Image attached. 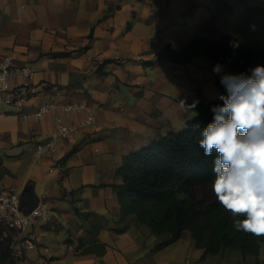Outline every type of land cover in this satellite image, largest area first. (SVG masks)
<instances>
[{"label": "crops", "instance_id": "obj_1", "mask_svg": "<svg viewBox=\"0 0 264 264\" xmlns=\"http://www.w3.org/2000/svg\"><path fill=\"white\" fill-rule=\"evenodd\" d=\"M263 25L264 0H0V60L11 54L15 64L31 66L32 82L42 88L24 110L50 102L96 108V127L80 128L59 142L55 156L37 161L34 147L54 130L56 116L78 124L87 111L51 109L22 118L0 103V180L23 194L45 195L51 205L48 219L23 231L34 236L24 247L26 259L207 264L210 255L189 229L153 250L168 235L154 234L134 214L123 216L114 185L123 182V156L183 129L197 114L182 110L180 100H218L227 92L221 76L244 74L203 55L171 62L160 57L165 45L229 34L257 51L264 49ZM217 63L220 74L213 72Z\"/></svg>", "mask_w": 264, "mask_h": 264}, {"label": "trees", "instance_id": "obj_2", "mask_svg": "<svg viewBox=\"0 0 264 264\" xmlns=\"http://www.w3.org/2000/svg\"><path fill=\"white\" fill-rule=\"evenodd\" d=\"M248 20L253 18L249 16ZM262 29L264 32V25ZM232 40L239 41L238 48L230 46ZM200 55L244 74L251 75V69L264 66V49L252 50L229 34L217 39L196 36L180 48L168 43L160 57L188 63ZM227 94L223 91L224 96ZM219 106H223L220 99L198 102L196 117L183 129L160 135L123 156L118 169L123 182L114 185L121 212L123 216L134 214L138 222L148 225L156 235H168L154 247L155 251L177 241L186 229L192 232L197 246L204 249L203 255H216L228 246L258 254L259 247L264 245V237L234 229L233 217L216 201L211 189L218 153L213 151L205 156L199 141L203 129L213 121L212 109ZM178 190L186 194L185 200H176ZM4 232L7 230L0 226V264H17L11 248L12 232L8 230V236Z\"/></svg>", "mask_w": 264, "mask_h": 264}, {"label": "clouds", "instance_id": "obj_3", "mask_svg": "<svg viewBox=\"0 0 264 264\" xmlns=\"http://www.w3.org/2000/svg\"><path fill=\"white\" fill-rule=\"evenodd\" d=\"M233 49L238 40L230 41ZM217 63L213 72L220 74ZM227 90L223 106L212 109L214 118L202 131L199 146L205 156L218 153L211 189L216 201L233 217L236 231L264 237V66L251 69V75L224 74L220 79ZM198 101L179 107L191 111ZM198 128L199 125H196ZM176 200L186 199L183 191ZM264 247V246H262Z\"/></svg>", "mask_w": 264, "mask_h": 264}, {"label": "built area", "instance_id": "obj_4", "mask_svg": "<svg viewBox=\"0 0 264 264\" xmlns=\"http://www.w3.org/2000/svg\"><path fill=\"white\" fill-rule=\"evenodd\" d=\"M34 73L35 70L31 66L17 65L11 54L5 55L0 60V103L19 109V116L22 118L41 117L51 109H60L64 112L81 109L87 111L86 118L78 124L66 123L61 116H56L54 130L47 138L37 142L34 147V157L39 161L44 156H55L59 142L70 138L80 128L96 127V108L84 102L69 104L50 102L42 104L33 112H26L24 110L26 103L42 92L41 86L32 82ZM22 198L21 190L8 186L0 180V225L12 232L10 234L11 248L17 264H32L26 259L23 251L26 243L34 236L30 235L29 238H25L23 231L39 219H48L51 215V205L44 195L38 198L37 205L27 213L22 206ZM8 235L9 233L4 232V236Z\"/></svg>", "mask_w": 264, "mask_h": 264}, {"label": "rangeland", "instance_id": "obj_5", "mask_svg": "<svg viewBox=\"0 0 264 264\" xmlns=\"http://www.w3.org/2000/svg\"><path fill=\"white\" fill-rule=\"evenodd\" d=\"M195 116L191 118L194 119ZM1 227H4L0 225ZM7 232L8 228L4 227ZM264 246V245H262ZM260 246L258 254L243 253L238 247H225L218 254H209L207 264H264V247ZM204 252V251H203Z\"/></svg>", "mask_w": 264, "mask_h": 264}, {"label": "water", "instance_id": "obj_6", "mask_svg": "<svg viewBox=\"0 0 264 264\" xmlns=\"http://www.w3.org/2000/svg\"><path fill=\"white\" fill-rule=\"evenodd\" d=\"M23 198H22V206L27 205V207L24 208V210L25 212L28 213L37 205V201L39 197L36 198L35 192L32 191L23 194Z\"/></svg>", "mask_w": 264, "mask_h": 264}]
</instances>
